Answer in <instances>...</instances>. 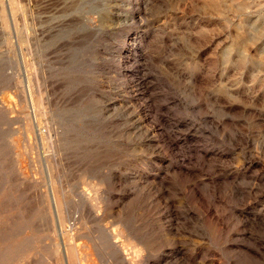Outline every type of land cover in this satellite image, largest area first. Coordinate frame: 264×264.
Segmentation results:
<instances>
[{
    "label": "rangeland",
    "instance_id": "374dc122",
    "mask_svg": "<svg viewBox=\"0 0 264 264\" xmlns=\"http://www.w3.org/2000/svg\"><path fill=\"white\" fill-rule=\"evenodd\" d=\"M0 207V264H264V0H0Z\"/></svg>",
    "mask_w": 264,
    "mask_h": 264
},
{
    "label": "bare ground",
    "instance_id": "6f19581e",
    "mask_svg": "<svg viewBox=\"0 0 264 264\" xmlns=\"http://www.w3.org/2000/svg\"><path fill=\"white\" fill-rule=\"evenodd\" d=\"M12 9V8H11ZM21 9V8H20ZM15 11V10H14ZM2 155V154H1ZM15 160V159H14ZM2 164V163H1ZM1 166H3V165H1ZM8 166V165H7ZM7 166H6V168H7ZM54 166V165H53ZM5 167V166H4ZM48 169V168H47ZM7 171H9L8 169H7ZM22 172V171H21ZM21 172H20V175H18L17 174V176L18 177H20L21 176ZM6 173V172H5ZM25 175V174H24ZM28 175V174H27ZM48 175V174H47ZM50 175V174H49ZM30 176V175H29ZM28 176V177H29ZM12 177V176H11ZM18 177L16 178V179H18ZM22 177V176H21ZM13 178V180H11ZM10 180L11 181H14V177H12ZM24 178V177H23ZM52 177H51V175H50V179H51ZM7 179V178H6ZM5 179V180H6ZM32 179V178H31ZM17 181V180H16ZM27 181V180H26ZM26 181H25V183H26ZM36 181V180H35ZM39 181V180H38ZM58 181V180H57ZM24 183V184H25ZM27 183H29L28 181H27ZM26 183V184H27ZM32 183V182H31ZM36 183V182H35ZM37 183H39V182H37ZM36 183V184H37ZM25 184V185H26ZM30 184V183H29ZM33 184V183H32ZM41 184V183H40ZM84 185V184H83ZM31 186V185H30ZM37 186V185H36ZM25 188V187H24ZM61 188V187H60ZM18 189V188H17ZM27 189V188H26ZM29 189V188H28ZM22 190V189H21ZM24 191V190H23ZM37 191H40V190H37ZM83 191V190H82ZM35 192V191H34ZM61 192H63V191H61ZM81 192V191H80ZM85 192H87V191H85ZM24 193V192H23ZM83 193V192H82ZM61 194V193H60ZM80 194V193H79ZM10 195V194H9ZM8 195V196H9ZM12 195V194H11ZM10 195V196H11ZM40 195V194H39ZM43 195H46L45 193H43ZM91 195V194H90ZM82 196V195H81ZM85 196H88V194L87 195H85ZM27 197V196H26ZM48 201L50 202V204H52V206H53V208L56 210V213H57V216H58V222H59V225H60V229L62 230L63 229V227H64V225L66 224L67 225V221L65 220V218L63 217V215H62V213H61V201H60V199H59V196H58V191L56 190V188L53 186V184L51 183V186H50V190H49V193H48ZM13 198V197H12ZM17 198V197H16ZM32 198V197H31ZM8 199V198H7ZM11 199V198H10ZM9 199V200H10ZM25 199V198H24ZM85 199H86V197H85ZM90 200H87V201H93V200H95L94 199V197L92 198L93 200H91V198H89ZM9 200H7V201H5L6 203L7 202H9ZM11 201V200H10ZM12 201H14V200H12ZM25 201V200H24ZM97 201V200H96ZM4 202V203H5ZM42 202V201H41ZM88 202V203H89ZM95 202V201H94ZM3 203V204H4ZM6 203H5V207L7 208V206H6ZM13 203V202H12ZM16 204V203H15ZM19 204V203H18ZM45 204V203H44ZM49 204V205H50ZM65 204V203H64ZM90 204V203H89ZM88 204V205H89ZM92 204V203H91ZM97 204V203H96ZM9 205V204H8ZM27 205V204H26ZM16 206V205H15ZM14 206V207H15ZM39 206V205H38ZM66 206V205H65ZM90 206V205H89ZM2 207L4 208V206L2 205ZM2 207H0V208H2ZM64 207V206H63ZM83 207V206H82ZM88 207V206H87ZM91 207V206H90ZM23 208V207H22ZM21 208V209H22ZM13 209V208H12ZM30 209V208H29ZM46 209V208H45ZM66 209V208H65ZM87 209V208H86ZM1 210H3V209H1ZM19 210V209H18ZM37 210V209H36ZM64 210V209H63ZM79 210V209H78ZM92 210H93V208H92ZM4 211V210H3ZM67 210H65V214L66 213H68V212H66ZM48 212V211H47ZM49 212H50V209H49ZM48 212V213H49ZM94 212V211H93ZM92 212V213H93ZM50 215V214H49ZM71 215V214H70ZM91 215V214H90ZM6 216H8V215H6ZM13 216V215H12ZM16 216V215H15ZM23 216V215H22ZM34 216V215H33ZM48 216V215H47ZM65 216V215H64ZM96 216V215H95ZM65 217H67V216H65ZM16 218V217H15ZM28 218V217H27ZM45 219V218H44ZM48 219V218H47ZM79 219V217L78 216H75V218H74V221H77ZM85 219V218H84ZM96 219H97V217H96ZM4 220V219H3ZM10 220V219H9ZM46 220V219H45ZM95 220V219H94ZM8 221V220H7ZM29 221V220H28ZM51 221V220H50ZM36 222V221H35ZM35 222H34V224L33 225H36L35 224ZM1 223V222H0ZM13 223V222H12ZM68 223H69V221H68ZM71 223H73V222H71ZM4 224H6V223H3V226H4ZM56 224V223H55ZM75 224V223H74ZM73 224V225H74ZM1 225V224H0ZM25 225H26V223H25ZM33 225H31V226H33ZM46 225H48V223L46 224ZM58 225V224H57ZM56 225V226H57ZM31 226H29V227H31ZM38 226V225H37ZM6 227V226H5ZM8 227V226H7ZM21 227V226H20ZM23 227V226H22ZM22 227L20 228V230L22 229ZM36 227V226H35ZM37 228V227H36ZM50 228V227H49ZM58 228V227H57ZM1 229V228H0ZM30 229V228H29ZM71 229V228H70ZM75 229V228H74ZM73 229V230H74ZM16 230V229H15ZM25 230V229H24ZM32 230V229H31ZM58 230V229H57ZM120 230V229H119ZM118 230V231H119ZM12 231V230H11ZM27 231V230H26ZM35 231V230H34ZM33 231V232H34ZM59 231V230H58ZM82 231V230H81ZM115 231V230H114ZM6 232V231H5ZM19 232V231H18ZM21 232V231H20ZM57 232V231H56ZM76 232V231H75ZM80 232V231H79ZM78 232V233H79ZM11 233V232H10ZM14 233V232H13ZM24 233V232H23ZM37 233V232H36ZM53 233V232H52ZM77 233V232H76ZM118 233V232H117ZM120 233H121V230H120ZM120 233H118V236H119V234ZM4 234V233H3ZM16 234V233H15ZM27 234V233H26ZM32 234V233H31ZM72 234V233H71ZM19 235V234H18ZM18 235H17V237H18ZM22 235H24V234H22ZM125 235V234H124ZM0 236H1V234H0ZM10 236H11V234H10ZM28 236V235H27ZM33 236V235H32ZM51 236V235H50ZM59 236H60V234H59ZM74 236V235H73ZM128 236H129V234H128ZM48 237V236H47ZM61 237H62V240L64 239H66L67 238V241L68 240H70L71 238H70V236H69V234L65 231H63L62 230V235H61ZM117 236H116V234L115 233H113V232H108V231H102V234H101V236H100V239H99V243H98V247H100L99 249H111V250H113L114 252H116V253H118V259L120 260V264H137V258L140 256V252H139V250H137L136 249V247H134V245L132 246L131 245V243L132 242H130L129 241V243H128V245H130L131 246V253L133 252V255H131V254H127L125 251V249H123V248H121L120 246H119V244H117V242H116V240H115V242H114V239H117L116 238ZM146 237V236H145ZM7 238H8V236H7ZM31 238V237H30ZM33 238V237H32ZM58 238H60V237H58ZM80 238V237H79ZM119 238V237H118ZM13 239V238H12ZM27 239V238H26ZM34 239V238H33ZM47 239V238H46ZM74 239V238H73ZM72 239V240H73ZM133 239V238H132ZM49 240H51V239H49ZM60 240V239H59ZM71 240V241H72ZM121 240V239H120ZM129 240V239H128ZM7 241V240H6ZM25 241V240H24ZM75 241V240H74ZM94 241V240H93ZM8 242V241H7ZM26 242V241H25ZM88 242V241H87ZM19 243V242H18ZM35 243V242H34ZM57 243V242H56ZM11 244V243H10ZM29 244V243H28ZM30 244H32V243H30ZM47 244V243H46ZM55 244V243H54ZM53 244V245H54ZM61 244V243H60ZM96 244V243H95ZM8 245V244H7ZM16 245H19V244H16ZM26 245H27V242H26ZM59 245V244H58ZM64 245H65V242H64ZM70 245V244H69ZM97 245V244H96ZM8 246H10V245H8ZM24 246V245H23ZM29 246V245H28ZM27 246V247H28ZM60 246V245H59ZM66 246V245H65ZM68 246V245H67ZM66 246V247H67ZM86 246V245H85ZM102 246H103V248H102ZM137 246V245H136ZM11 247V246H10ZM13 247V246H12ZM16 247V246H15ZM18 247V246H17ZM34 247V246H33ZM37 247V246H36ZM53 247H55V246H53ZM87 247V246H86ZM128 247V246H127ZM6 248V247H5ZM9 248V247H8ZM28 248H32V247H28ZM50 248V247H49ZM60 248H62V247H60ZM65 248V247H64ZM125 248V247H124ZM3 249V248H2ZM1 249V250H2ZM15 249V248H14ZM38 249V248H37ZM89 249V248H88ZM87 249V250H88ZM31 250V249H30ZM33 250H35V249H33ZM55 250V249H54ZM129 249H127V251H128ZM145 250V249H144ZM3 251V250H2ZM22 251V250H21ZM20 251V252H21ZM37 251V250H36ZM62 251V250H61ZM60 251V252H61ZM65 251H67V249L65 250ZM76 251V250H75ZM24 252H25V250H24ZM34 252V251H33ZM53 252V251H52ZM83 252H84V250H83ZM87 252V251H86ZM88 252H90V250H88ZM1 253V252H0ZM41 253H43V252H41ZM44 253H46V252H44ZM51 253V252H50ZM57 253V252H56ZM77 253V252H76ZM130 253V252H129ZM5 254V253H4ZM4 254H2V255H4ZM12 254V253H11ZM19 254V253H18ZM71 254H73L74 255V253H72L71 252ZM79 254V253H78ZM77 254V255H78ZM25 255H26V252H25ZM49 255V254H48ZM47 255V256H48ZM54 255V254H53ZM88 255V254H87ZM90 255V254H89ZM130 255L132 256V257H130ZM8 256V255H7ZM12 256H14V255H12ZM28 256V255H27ZM64 256V255H63ZM79 256V255H78ZM18 257V256H17ZM34 257V256H33ZM32 257V258H33ZM43 257V256H42ZM88 257V256H87ZM7 258V257H6ZM12 259H13V257H11ZM24 258H26V257H24ZM29 258H30V256L28 257V259L27 260H29ZM10 259V258H9ZM18 259V258H17ZM17 259H15V260H17ZM22 259V258H21ZM20 259V260H21ZM40 259V258H39ZM115 259V258H114ZM26 260V261H27ZM36 260H37V258H36ZM44 260V259H43ZM50 260V259H49ZM79 260V259H78ZM146 260V259H145ZM32 261H34L33 259H32ZM90 261V260H89ZM92 261H93V259H92ZM109 261V260H108ZM4 262V261H3ZM30 262V261H29ZM37 262H39V261H37ZM50 262V261H49ZM85 262V261H84ZM94 262V261H93ZM140 262V261H139ZM145 262V261H144ZM12 263V262H11ZM10 263V264H11ZM25 263H27V262H25ZM30 263H32V262H30ZM34 263V262H33ZM32 263V264H33ZM35 263H36V261H35ZM40 263H42V262H40ZM75 263V262H74ZM79 263V262H78ZM95 263V262H94ZM102 263V262H101ZM114 263V262H113ZM141 263V262H140ZM16 264V263H15ZM39 264V263H38ZM64 264H70V259L69 258H67V260H66V262H64ZM77 264V263H76ZM155 264V263H154Z\"/></svg>",
    "mask_w": 264,
    "mask_h": 264
}]
</instances>
